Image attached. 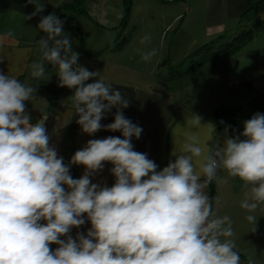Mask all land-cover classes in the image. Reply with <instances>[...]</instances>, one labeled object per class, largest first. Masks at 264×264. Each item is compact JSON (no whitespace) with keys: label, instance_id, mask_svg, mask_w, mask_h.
<instances>
[{"label":"clouds","instance_id":"9594fccd","mask_svg":"<svg viewBox=\"0 0 264 264\" xmlns=\"http://www.w3.org/2000/svg\"><path fill=\"white\" fill-rule=\"evenodd\" d=\"M38 29L46 37L37 41L40 58L31 63V77L44 78L45 64H51L59 86L75 89L68 100L81 130L93 135L104 128L123 138L90 139L71 157L69 165L85 168L74 179L50 146L47 116L30 123L25 102L35 97L36 88L0 73V264H241L232 220L216 216L205 189L221 170L238 178L244 189L240 207L255 230L254 213L264 205V114L253 115L240 136L222 143L210 124L203 142L188 136L173 152L175 161L157 171L158 165L131 142L140 137L141 127L121 111L114 122L101 124L106 112L127 108L129 101L97 79L99 72L78 66L79 54L63 33V21L49 14ZM148 40L145 36L141 43ZM154 55L141 58L150 61ZM191 124L201 126V118L195 115ZM105 162L113 165L111 187L91 182ZM214 202L219 205V197ZM84 214L91 229L73 239L69 233L85 223ZM51 244L58 247L53 251ZM247 264H254L251 257Z\"/></svg>","mask_w":264,"mask_h":264},{"label":"crops","instance_id":"0c3cea01","mask_svg":"<svg viewBox=\"0 0 264 264\" xmlns=\"http://www.w3.org/2000/svg\"><path fill=\"white\" fill-rule=\"evenodd\" d=\"M259 1L131 0L129 20L124 27L120 25L122 0H114V4L97 0L92 3L91 10L85 9L80 16L61 10V3L52 6L36 0L26 12L0 9V73L15 75L21 82L36 88L35 97L25 102V111L33 124L47 116L45 127L50 146L56 149L66 165L90 139L123 138L121 132L104 128L93 135L81 130L76 122L79 117L74 115L68 100L75 89L59 86V78L51 64H45L44 78L31 77V63L40 58L37 41L46 37L38 24L42 17L54 14L63 21V33L70 39L72 51L79 54L78 66L99 72L97 79L119 89L129 101L127 108L113 107L106 112L101 124L114 122L116 112L121 111L142 128L139 138H131L134 150L146 153L160 171L175 161L173 152L188 136L195 135L203 142L210 124L215 127L219 142L229 137L214 122V112L218 108H235L264 93V9L246 13ZM39 5H43V11L37 12ZM33 13L36 15L25 19ZM254 24L257 27L253 38L234 55L217 57L178 75L189 65L187 58L199 48L217 39L220 44H226L238 34L254 28ZM87 32L92 33L86 38ZM145 36L150 40L141 43ZM88 47L91 50L83 52ZM152 51L155 55L150 61L142 60L143 53ZM111 56H122L124 65L118 70L110 69ZM164 56L171 67L162 80L139 76L132 69V65L157 64ZM100 65L106 66L104 72L100 71ZM92 82L95 78L86 83ZM195 115L201 118V126L191 124ZM65 120L70 122L62 125ZM69 167L74 179H79L85 172L83 165ZM112 167L111 163L105 162L103 169L91 176V182L101 187L113 186ZM205 191L213 201L216 216L227 215L232 220L235 233L232 239L241 255V264H247L249 257L254 264H264V205L254 213L257 220L255 230L251 231L253 225L245 219L249 213L240 207L244 189L238 178L233 179L221 170ZM215 197H219V205L215 204ZM83 218L85 223L73 227L69 233L73 239L78 233L86 236L91 229L86 214ZM50 247L54 251L58 245L51 244Z\"/></svg>","mask_w":264,"mask_h":264},{"label":"trees","instance_id":"16d2710c","mask_svg":"<svg viewBox=\"0 0 264 264\" xmlns=\"http://www.w3.org/2000/svg\"><path fill=\"white\" fill-rule=\"evenodd\" d=\"M73 1L74 2L69 5L62 3L60 9L68 14H74L77 16L84 14L85 10L80 8L84 0ZM45 4H50V2ZM30 6H32L31 0H0L1 10L5 9L26 12ZM130 7L131 0H122V15L120 21V25L122 27L126 26L128 23ZM258 9H264V0H260L254 4L246 13L253 10L256 11ZM253 26L254 28L238 34L226 44H220L219 39H217L202 46L193 55L187 58L189 65L185 70L179 71L178 69V75L191 71L217 57H230L234 55L243 45L253 38L257 24H254ZM256 113L264 114V93L258 94L253 101L235 108L220 107L214 112L213 117L218 129H227L226 132L228 133L229 137H231L240 136V134L243 132L244 122L251 119ZM74 125L75 124H72V127H74ZM241 139H243V137H241Z\"/></svg>","mask_w":264,"mask_h":264},{"label":"rangeland","instance_id":"374dc122","mask_svg":"<svg viewBox=\"0 0 264 264\" xmlns=\"http://www.w3.org/2000/svg\"><path fill=\"white\" fill-rule=\"evenodd\" d=\"M31 1H33V0H31ZM36 1H38L40 4H45V3L50 2V5H52V6H55L58 3H61V4L64 3V4H68L69 5V4H71V3L74 2L73 0H36ZM96 1L97 0H84L82 2L83 4L80 6V8L81 9H84V10L85 9L91 10V7L93 8L92 3H96ZM105 1H108V2H111L112 1L111 4H114V0H105ZM117 2H120V1H117ZM119 13H121V11ZM261 18H262V15H261ZM255 19H257V16L255 17ZM255 22H256V20H255ZM67 24H69V22ZM83 28H84V26L82 27V30L85 31ZM69 31L70 30L68 29V32ZM89 33H92V32H87V33L84 34V36L87 38V36H90L91 35ZM71 35H73V34H71ZM89 50H91V49L88 47V49H84L83 52L89 51ZM101 51L102 50H100V52ZM122 62H123L122 56H118V57L111 56L110 57V64H109L110 69H116V70L120 69V67H122L124 65ZM169 65L170 64H169L166 56H164L163 59H160V61L157 64H154V65H150V64H138L136 66L135 65H132V67H133L132 69H134V71H136V73L139 76L143 75L146 78L148 77V79L150 77L152 78V76H154L155 79H161L162 80V79L165 78V76L169 72V69L171 67ZM127 67L129 68V66H127ZM105 68H106V66L100 65V71H103L104 72L105 71ZM109 71H107V72H109ZM134 71H132V72H134ZM116 72H118V71H116Z\"/></svg>","mask_w":264,"mask_h":264}]
</instances>
